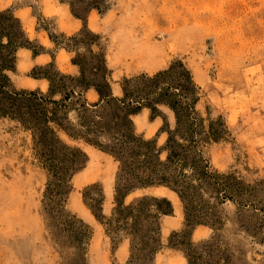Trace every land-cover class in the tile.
<instances>
[{"label":"trees","instance_id":"trees-1","mask_svg":"<svg viewBox=\"0 0 264 264\" xmlns=\"http://www.w3.org/2000/svg\"><path fill=\"white\" fill-rule=\"evenodd\" d=\"M58 1L69 7L82 27L68 34L41 16L37 29L48 33L55 48L72 53L78 72H63L53 62L36 66L28 75L47 79V92L15 86L11 74L18 73V50L28 48L38 55L44 47L34 45L15 9L0 10V119L16 122L32 135L37 162L48 173L42 212L55 241L72 251L75 264H86L92 230L67 205L73 179L90 161V155L69 139L84 140L118 164L109 214L104 212L106 198L99 182L82 190L86 208L110 239L113 256L128 241L126 264H155L165 247L181 251L185 264H239L243 251L233 248L230 233L224 240L219 206L229 200L239 213L252 212L253 224L241 221L235 233L256 236L264 226L261 183H247L235 172L211 170L207 151L230 139L229 129L222 116L200 114L197 106L203 91L189 64L175 59L153 73L125 74L118 81L121 95H115L110 39L88 25L91 11L103 18L113 5L109 0ZM89 90L98 93V102L87 101ZM144 109L150 111V121L162 118L160 131L167 134L163 144L137 131L133 116ZM72 112L76 120L70 118ZM161 187L175 192L184 206V226L171 232L167 243L161 219L173 215L171 200L151 194L129 199L138 191ZM198 226L212 230L209 240L194 241Z\"/></svg>","mask_w":264,"mask_h":264},{"label":"rangeland","instance_id":"rangeland-1","mask_svg":"<svg viewBox=\"0 0 264 264\" xmlns=\"http://www.w3.org/2000/svg\"><path fill=\"white\" fill-rule=\"evenodd\" d=\"M58 2L0 0V10L13 8L20 18H31L37 26V17L45 16L52 20V25L62 23L70 31V12ZM109 3L113 5L111 11L103 18L97 12L91 27L110 39V66L118 75L125 71L132 75L134 71L165 69L175 59L187 62L202 87L203 97L197 106L200 114L222 116L229 129L230 139L212 145L207 151L211 170L235 172L247 183H261L259 189L264 197V0H109ZM51 10L58 14L49 15ZM44 36L34 38V45L56 54L48 36ZM22 74L26 72L12 75L18 88H22ZM243 133L251 144L241 141ZM158 141L163 144L164 139ZM33 147L30 132L16 122L0 119V257L4 258L3 264H75L72 251L57 243L46 226L42 200L48 173L37 162ZM117 167L113 159L99 157L90 173L83 172L73 179L68 208L92 230L86 264H126L129 257V246L124 261L112 255L110 239L104 227L91 217L82 195L83 188L90 183L99 182L105 189L103 181L87 182L92 173L106 174L114 187ZM34 168H41L42 175L31 171ZM161 192L164 193L139 191L135 196ZM110 204L113 205V199ZM180 205L183 221L179 231L184 226V206L182 202ZM219 210L225 220L224 240L225 233H230L233 248L243 251L239 264H264V226L261 225L256 236L236 234L241 221L253 224L252 212L239 213L235 202L229 200ZM178 215L179 211L176 219ZM212 234L209 227L198 226L193 239L206 241ZM167 237L162 236L164 243ZM157 258L159 264H185L181 251L167 247Z\"/></svg>","mask_w":264,"mask_h":264},{"label":"crops","instance_id":"crops-1","mask_svg":"<svg viewBox=\"0 0 264 264\" xmlns=\"http://www.w3.org/2000/svg\"><path fill=\"white\" fill-rule=\"evenodd\" d=\"M59 4H60V6H64V7L68 8V10L70 12V9L67 5L61 4V3H59ZM48 13H49V15L58 14L57 11H53V10L49 11ZM96 14H97V11H94V10L91 11V13L89 14L88 25L91 29H93L91 27V22H92V19L96 17ZM16 15H17V13H16ZM70 15H71V12H70ZM71 18H72V22H71L72 28L70 29V31L67 29L68 26H64V24L62 25V23L60 24L61 26H59L61 28V30L65 31L68 34L75 33L76 31H78L82 27V22L80 20L75 19L72 15H71ZM20 19H22L21 20L22 24H23L26 32L28 33V35L32 41L34 38H37L40 36L43 37L44 35L48 36V39L50 40L49 35L45 30L37 29V22H35L31 18L26 19L24 16H23V18L21 17ZM50 42L55 47V44L51 40H50ZM56 50H57L56 54H52L49 50H46L44 47V51L42 53H40L38 55H34L32 50H30L28 48H20L18 50V53H17L18 73L17 74L12 73L11 77H12V75L17 76L20 73L26 72L25 75L22 74L21 75L22 77H20L22 88H27V89L39 88L42 91L47 92L49 89V81L47 79H44V78L31 77L28 75L30 72L27 73V71L33 70L36 66H45V65L53 62V63H55L56 67L63 72L70 73V74H76L78 72L77 66L73 65L71 62V59L73 56L72 53L68 52L65 49H57L56 48ZM109 54H110V51H109ZM109 54H108V61H109ZM156 71H158V70H156ZM156 71H154V72H156ZM129 73H130L129 71H125L124 73H120L118 75L116 73V71L114 70L113 77H114V81H115V84H114L115 95H118V96L121 95L122 91H121V88L118 84V81H120V79L123 75H125V74L128 75ZM134 73H139V72L134 71ZM150 73H153V72H150ZM85 98L87 99V101L89 103H95V102L99 101V95L95 90L87 91L85 93ZM169 116L171 119H173V114L171 112H169ZM149 117H150V111L148 109H144L138 115L133 116V120H134L137 131L142 133L146 138H156L157 140H159V138H161V139H164V142H165L167 134L162 133L160 131L161 126L163 124L162 118L157 117L153 121H150ZM70 118L73 120H76V113L72 112L70 114ZM64 137L68 138L66 135H64ZM241 139H242L241 141L243 143L248 142L249 144H251V141L249 140V138H247V136L244 133L241 135ZM69 140L73 144L81 147L83 150L88 152L90 155V161L88 162L85 169L83 171H81L79 174H82L83 172H86V171L89 172V169L93 166L95 160H97L99 157L106 156V157L113 159L111 156L103 153L101 150L97 149L96 147L89 145L84 140H72V139H69ZM249 144H247L246 146H249ZM31 171H33L35 173H39L41 175L43 173L41 168H34ZM79 174H77L76 176H78ZM89 175H91V174H89ZM109 178L110 177L107 176L106 174H93L92 173L91 178H89L87 180V182L88 181L89 182L90 181H103L105 183L104 193H105L106 199H105V204H104V212L107 214L110 213L111 208H112V206H111L112 204H110V201H111V199H113V192H114L113 184L111 185V182L108 181ZM141 191H149L151 193H156V191H164V193L161 192V194H159V195H157V194H153V195L165 196L171 200L173 207H174L173 208L174 209L173 215H164L161 219V221H162V234L164 237L169 236L171 232L181 228L182 221H183V219L180 216L181 200L175 192H173L167 188H163V187H161V188H150V189L141 190ZM157 193H159V192H157ZM136 194H137V192L135 194L131 195L129 197V199L134 197ZM178 211H179V215L177 216V219H176V214ZM90 215L92 218H94L91 211H90ZM128 246H129V242L124 241L121 244V246L119 247V249L117 250L116 256L119 260L124 261L125 258H127ZM3 259L4 258L1 256L0 257V263H2V264H3ZM167 263H169V262H167ZM157 264H159L158 258H157Z\"/></svg>","mask_w":264,"mask_h":264}]
</instances>
